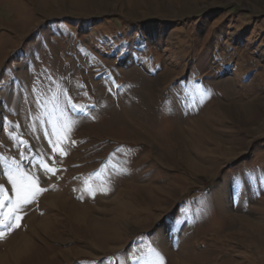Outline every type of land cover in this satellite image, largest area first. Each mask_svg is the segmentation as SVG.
<instances>
[{
    "label": "rangeland",
    "instance_id": "374dc122",
    "mask_svg": "<svg viewBox=\"0 0 264 264\" xmlns=\"http://www.w3.org/2000/svg\"><path fill=\"white\" fill-rule=\"evenodd\" d=\"M35 163L0 264H264V0H0V199Z\"/></svg>",
    "mask_w": 264,
    "mask_h": 264
},
{
    "label": "bare ground",
    "instance_id": "6f19581e",
    "mask_svg": "<svg viewBox=\"0 0 264 264\" xmlns=\"http://www.w3.org/2000/svg\"><path fill=\"white\" fill-rule=\"evenodd\" d=\"M29 112H32V114H33L32 121H29L25 117L22 116V118H23L22 119L23 120V126H24V128L26 130L28 129V131L31 133V137L33 138V141H34V143L36 145L35 147H37L39 152H42V153L48 155L51 148L49 146L50 143H48V141H46L45 138L48 135L49 131L45 128V125L41 121V119H39L40 117L38 116V114L34 113V108H33V110L30 109ZM47 121H49V120L47 119ZM127 121H128V119H127ZM51 134H53V133L51 132ZM51 137H55V136H51ZM34 143H32V144L34 145ZM62 147H64V146H62ZM32 156H34V155H32ZM38 159H40V158H38ZM44 161H46V160H44ZM42 170H43L42 166H40V165L35 163L34 165H32L30 167V170L28 171V175L32 176L33 179L38 180V183H42L43 175H45ZM41 185L43 186L44 184H41ZM11 186H12V184H11ZM11 189H12V187H11ZM11 192H12V198L14 200L16 198V193L14 191H12V190H11ZM64 194L65 193L58 192L55 189V190H52V192L46 194L45 196L43 195L44 197L42 199L46 200L49 203V205H52V206H55V207H58L60 209L65 210L68 213V217L73 222H81V221H88L89 220V222H91V224H92L91 226H93L92 229H94V234H95V237L97 239L100 238V237L109 236L111 233H115L114 232L115 230L112 229L111 226L107 225L105 222L99 220L98 218H96L95 216L92 215V211L93 210H92V208L90 206H88L86 204L82 205V204L76 202L75 200H70L69 197L65 196ZM20 215H21V213H20ZM29 225H30V227L33 226L31 221H30ZM37 225L39 226V224H37ZM40 227H42L44 230L49 228V226H47V223H42V222L40 223ZM25 241H26L25 242V244H26L27 240L25 239ZM29 246H30V244H29ZM29 246H27V247H29ZM19 252H20L19 250H15V252L13 254L17 256L19 254Z\"/></svg>",
    "mask_w": 264,
    "mask_h": 264
},
{
    "label": "snow or ice",
    "instance_id": "6c2138e0",
    "mask_svg": "<svg viewBox=\"0 0 264 264\" xmlns=\"http://www.w3.org/2000/svg\"><path fill=\"white\" fill-rule=\"evenodd\" d=\"M8 72L11 73L12 70L9 69ZM10 138L13 137L10 136ZM73 143L75 142L73 141ZM43 170L45 172H54V170L48 168L47 165H43ZM233 179L235 187L237 178L234 177ZM7 180L12 184V191L16 193V198L10 200L5 194L4 197L0 199V238H4L5 234L11 232L14 227H20L19 220L22 218L20 213L23 208L32 203L36 196L44 191V189L38 187V180L33 179L27 172L20 171L18 166L15 171H9ZM240 183L242 184V181H240ZM0 190H2V185H0ZM6 201L8 203H6ZM5 208L8 210L5 211ZM153 251L155 252V249H153ZM155 264H163V257L158 252H156Z\"/></svg>",
    "mask_w": 264,
    "mask_h": 264
}]
</instances>
